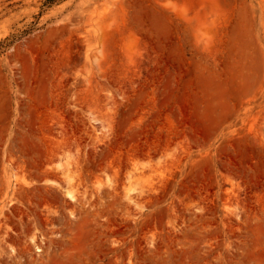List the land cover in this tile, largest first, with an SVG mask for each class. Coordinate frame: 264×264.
<instances>
[{
  "label": "rangeland",
  "instance_id": "obj_1",
  "mask_svg": "<svg viewBox=\"0 0 264 264\" xmlns=\"http://www.w3.org/2000/svg\"><path fill=\"white\" fill-rule=\"evenodd\" d=\"M0 0V264H264V0Z\"/></svg>",
  "mask_w": 264,
  "mask_h": 264
},
{
  "label": "trees",
  "instance_id": "obj_2",
  "mask_svg": "<svg viewBox=\"0 0 264 264\" xmlns=\"http://www.w3.org/2000/svg\"><path fill=\"white\" fill-rule=\"evenodd\" d=\"M54 2H56V0H48V1H46L45 5L52 4Z\"/></svg>",
  "mask_w": 264,
  "mask_h": 264
}]
</instances>
